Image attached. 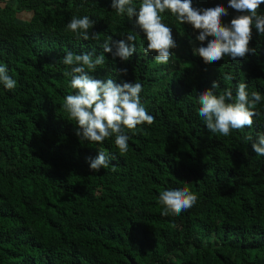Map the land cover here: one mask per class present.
<instances>
[{"label":"trees","instance_id":"1","mask_svg":"<svg viewBox=\"0 0 264 264\" xmlns=\"http://www.w3.org/2000/svg\"><path fill=\"white\" fill-rule=\"evenodd\" d=\"M217 4L228 10L222 24L240 14L228 0H192L194 8ZM109 5L0 0V65L17 82L11 90L0 83V264H264V156L251 147L264 133V34L253 26L255 54L206 64L193 54L198 30L166 11L161 19L177 47L158 65L143 52V33ZM73 16L94 21L89 34L99 38L67 30ZM129 33L137 40L128 61L103 53L105 39ZM68 51L105 56L90 73L95 79L142 84L141 103L154 122L124 130L126 153L114 135L102 143L75 135L76 122L61 107L75 92L65 75L71 66L62 63ZM213 81L220 85L214 94L230 88L233 100L239 83L261 94L251 127L228 136L207 130L197 98ZM98 150L109 166L91 171L87 160ZM177 188L196 203L162 215L159 194Z\"/></svg>","mask_w":264,"mask_h":264},{"label":"clouds","instance_id":"2","mask_svg":"<svg viewBox=\"0 0 264 264\" xmlns=\"http://www.w3.org/2000/svg\"><path fill=\"white\" fill-rule=\"evenodd\" d=\"M261 4H264V0H228V7L240 13L228 24L221 22V18L228 15V10L221 4L194 8L192 0H140L138 5L133 0H110L109 7L118 15L126 16L132 21L133 28L143 33L146 41L143 52L154 53L155 63L159 65L167 64L173 55L171 50L177 47L172 28L162 22V13L167 11L181 24H189L194 31L198 30L195 39L201 46L194 47L193 54L208 64L224 56L235 60L249 53L255 54L256 49L249 48V42L253 26L257 34H264V14H258ZM93 25L94 21L88 16H73L66 27L77 38L87 41L99 38L95 32L89 34ZM136 40L137 35L129 33L123 39L113 40L109 37L101 47L103 53H111L113 59L118 57L121 61H128L136 52ZM105 60L103 54L94 56L90 52L74 54L68 51L63 56L62 63L71 66V71L65 72V75L71 76L69 86L75 92L64 97L61 107L68 114V119L76 122L75 135L80 141L102 143L114 135L116 147L120 153H126L129 136L124 130H133L145 123L151 125L154 117L141 103L142 84L93 78L90 73L104 65ZM126 73V68L119 70V74ZM224 79L230 80L232 77L226 75ZM0 83L8 90L14 89L17 83L8 75L4 65H0ZM219 86L217 81H213L211 88L202 91L197 98L198 115L203 118L207 130L228 136L232 129L251 127L253 116L259 115L254 109L262 100L261 94L253 91L249 95L246 90L248 85L239 83L233 100L230 88H225L219 95L214 94ZM247 138L252 139L251 136ZM251 147L257 155L264 156V133L257 134ZM87 162L89 169L96 172L109 166L108 155L103 150H98L97 156L89 157ZM196 201L197 196L186 188L164 190L158 197V203L164 206L162 215H179Z\"/></svg>","mask_w":264,"mask_h":264}]
</instances>
